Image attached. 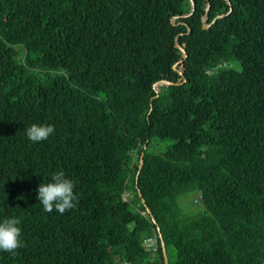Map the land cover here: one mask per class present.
<instances>
[{"label": "trees", "instance_id": "obj_1", "mask_svg": "<svg viewBox=\"0 0 264 264\" xmlns=\"http://www.w3.org/2000/svg\"><path fill=\"white\" fill-rule=\"evenodd\" d=\"M230 2L0 0V264H165L158 228L169 264H264V0ZM59 171L63 215L37 199Z\"/></svg>", "mask_w": 264, "mask_h": 264}, {"label": "clouds", "instance_id": "obj_2", "mask_svg": "<svg viewBox=\"0 0 264 264\" xmlns=\"http://www.w3.org/2000/svg\"><path fill=\"white\" fill-rule=\"evenodd\" d=\"M53 125L32 124L25 129L26 137L33 143L41 142L53 134ZM74 183L66 178L63 171L56 172L51 177V182L41 184L38 189L37 199L45 212L53 210L63 215L76 207L77 195L74 193ZM21 221L17 217L5 218L0 222V251L15 254L22 247Z\"/></svg>", "mask_w": 264, "mask_h": 264}, {"label": "rangeland", "instance_id": "obj_3", "mask_svg": "<svg viewBox=\"0 0 264 264\" xmlns=\"http://www.w3.org/2000/svg\"><path fill=\"white\" fill-rule=\"evenodd\" d=\"M233 68H237L240 69V65L238 64H232ZM180 70V69H179ZM45 72H49L51 74H55L54 71H45ZM159 85H162L161 83L158 84L157 90L159 89ZM173 143L172 140L170 139H164V140H159V139H154L153 141V147H151L150 152L151 153H155V154H162L163 152L166 151V149ZM133 195V194H132ZM131 195V198L129 199H133V196ZM198 193L197 192H193L188 194L185 197H180L179 199V204L180 207L187 213L191 214V215H195L197 214L200 210H202L204 208L203 206V202L201 200L196 202V199H198ZM169 252V259L171 262H174L176 256H175V250L173 248H169L168 249Z\"/></svg>", "mask_w": 264, "mask_h": 264}, {"label": "water", "instance_id": "obj_4", "mask_svg": "<svg viewBox=\"0 0 264 264\" xmlns=\"http://www.w3.org/2000/svg\"><path fill=\"white\" fill-rule=\"evenodd\" d=\"M227 1H228V3L231 5L230 0H227ZM191 2H192V5H193V9H192L191 13L188 14L186 17H189V16H191V15L194 13V10H195V3H194V0H191ZM209 8H210V6L208 7L207 11H209ZM231 11H232V6H231ZM231 11H230V12H231ZM230 12H229V13H230ZM229 13H227V14H229ZM227 14H226V15H227ZM226 15H221V16L217 17L216 19L221 18V17H224V16H226ZM216 19H215V20H216ZM204 27L207 28V27H209V26H208V25H205ZM181 50L183 51L184 54H186V50H185L184 48H181ZM180 63H181V62H178V63L174 66V69H175V70H178L180 74H183V72H182L181 70H179V68H178V66H179ZM160 83H161V84H167V85H171V84L173 85V84H175V83L167 82V81H162V82H160ZM160 83H157V84L154 85V89H155V90H157L156 87H157L158 84H160ZM159 91H160V90H158V91H156V92H159ZM138 176H139V175H138ZM138 176H137V178H138ZM141 195H142V194L140 193V196H141ZM142 201L145 202L144 199H143ZM146 208H147V207H146ZM147 210H148V212H149V214H150V216H151L153 222L156 224V219L154 218L152 212H151L148 208H147ZM158 232H159V235H160V239H161V243H162V247H163V252H164V256H165V264H169L166 244H165V242H164V240H163V236L161 235V233H160V229H159V228H158Z\"/></svg>", "mask_w": 264, "mask_h": 264}, {"label": "built area", "instance_id": "obj_5", "mask_svg": "<svg viewBox=\"0 0 264 264\" xmlns=\"http://www.w3.org/2000/svg\"><path fill=\"white\" fill-rule=\"evenodd\" d=\"M143 244L146 248L152 249V251H153L152 261L154 262L155 258L158 256V252H159V244H158L157 238L156 237L146 238L144 240ZM123 264H133V263L127 261V262H124Z\"/></svg>", "mask_w": 264, "mask_h": 264}]
</instances>
